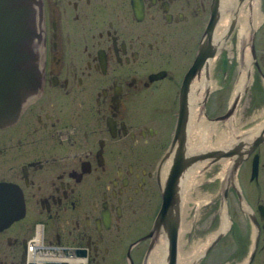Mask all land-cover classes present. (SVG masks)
<instances>
[{
	"label": "flooded vegetation",
	"instance_id": "af4514ba",
	"mask_svg": "<svg viewBox=\"0 0 264 264\" xmlns=\"http://www.w3.org/2000/svg\"><path fill=\"white\" fill-rule=\"evenodd\" d=\"M31 9L38 92L0 124V264H153L164 202L165 226L178 222L184 246L193 198L198 232L203 200L204 230L215 222L212 200L229 205L231 264H264V0H33ZM214 15L215 28L224 18L231 24L213 40L240 28L251 78L240 119L260 125L221 155L202 145L214 132L197 150L188 139L193 104L219 134L211 93L191 97L212 73L198 68L180 95ZM203 245L182 255L194 264Z\"/></svg>",
	"mask_w": 264,
	"mask_h": 264
},
{
	"label": "rangeland",
	"instance_id": "374dc122",
	"mask_svg": "<svg viewBox=\"0 0 264 264\" xmlns=\"http://www.w3.org/2000/svg\"><path fill=\"white\" fill-rule=\"evenodd\" d=\"M217 29L218 27L214 28L213 33H210V31L208 32V39H210L212 42L214 40H213V37L212 39L210 38L211 34L212 35L217 34ZM239 30L240 28H238L232 34L231 38L225 42V46L216 52V54L218 53V55L214 57L215 59L213 61L211 59L208 65H207L208 54H206V58H205V62H206L205 64L207 66L205 67L204 75L206 74L208 76V73H209L210 74L209 76H211V73H212V81L211 83L208 82L207 78L205 77L209 87L207 86V88L204 90L205 93L203 95V99L204 98L206 99L209 93H211L209 98L212 100V102L214 101V103H212L213 105L214 104L218 105V108H219L218 114H220L219 116H223L221 115V113L224 111L226 107L232 106L229 103L234 93L233 90H234L235 84L240 76V73L242 70L241 69L242 64L244 65L245 63V61L244 62L241 61V54L239 53L241 49V45H242L241 42L240 43L238 42L239 35H240ZM243 60H246V59H243ZM189 70L190 69H188L186 75L183 78L182 85L180 88V95H183V92L186 89V84H185L186 81L188 80L189 82L190 80ZM195 73L196 71H194V74ZM249 77H250V73H248L247 75L248 83H250L251 81V78ZM248 89H249V84L246 85L245 89L243 90L241 94L235 96L236 99L240 98L239 103H237V100L234 102L232 113L234 112L235 113L233 115L231 113L229 115L230 117L229 119L227 118L226 120L218 121L219 134L225 131L228 121L230 122V120L232 121L234 119L236 120L234 129L239 132V136L241 135V132H244L243 131L244 129H248L249 127L252 128L255 125H259V123L255 121L244 122L242 119H240L241 115L243 114L244 109L246 108L248 104H250V102L248 101L249 99ZM231 115L233 117H231ZM258 139H261V137H259ZM242 145H243V141L239 142L238 146L241 147ZM215 148H218V150H220L219 155H221L222 153L221 150H224L227 147H215ZM232 153L234 152L232 151ZM217 157L219 159L218 161H221V162L227 160V158H224L225 155L217 156ZM222 166H225V163H221L220 167ZM221 172L222 170H220V174ZM223 182H224V178H223ZM203 192L211 194V188L206 189L205 187H203ZM218 192H219L218 193V198H219L222 195L220 186H218ZM198 200L199 198H193L192 204L190 205V207L192 208V211L189 214L188 218L185 219L186 223L187 222L190 223L189 227L192 225V230L190 233V237L187 239V242L185 238H182L184 246H181V238L178 235V222L172 225L173 226L172 229L166 230V229H163L159 223H157V220H161V223L165 225V217L162 219H159L158 216L156 217L154 228H153L154 232L158 234L157 236L158 240H157L156 246L157 245L160 246V244L164 242L166 249H169L168 246L172 248L169 251H166V252L163 251V252H160V254L158 253L162 257L160 258L159 264H168V262L170 263L171 261L169 260V258L174 259L173 264H191L190 263L191 256L190 255L185 256L182 254L185 251H190V252L196 251L197 252L196 247H198L199 244H204V245L202 246V250H201L202 253L194 261V264H231V262L229 261V257L231 255H228L230 252V250L228 249V244L231 240H230L229 234H227V231H228L227 229L230 226V218H229V213L227 210V207L229 205L227 206L225 201L223 203V202H220V200L218 199L217 200L213 199L212 200L214 201L213 220L215 222L213 224V228H210L209 230H204L203 229L204 223L208 222L211 217L209 214L210 212L209 205L206 203L205 200H203L202 202L203 205L201 206V209H200V212H203V223H202L201 231L198 232L196 231V227H195L199 222L196 220V209H195V206L196 208L198 206ZM163 206L165 209V214H167L168 209H169L168 203L164 202ZM194 227H195V230H194ZM173 228H176L175 233H173L174 231ZM208 237H209V241L206 243V241L208 240ZM154 250L156 253V249Z\"/></svg>",
	"mask_w": 264,
	"mask_h": 264
},
{
	"label": "bare ground",
	"instance_id": "6f19581e",
	"mask_svg": "<svg viewBox=\"0 0 264 264\" xmlns=\"http://www.w3.org/2000/svg\"><path fill=\"white\" fill-rule=\"evenodd\" d=\"M32 3H33V0H25V2H23L22 3V5H24L25 6V8H27L28 7V9H29V11L28 12H30V23H29V15H28V12L24 9V7L22 6V8H21V5H20V9H16V11H15V15H16V17L15 16H12L11 17V15L9 14V18L8 19H10V21L8 22V25H10V27H11V25H12V31H11V34H10V31H6V30H2V34H3V36H4V39H8L9 37L13 40V42H12V44H10V46H9V49L7 50V51H9V56H8V58L10 57V54H13V52L15 51L16 53H21L20 52V50H15V49H17L18 48V45L21 47V48H24V50H25V52H27V50L26 49H28V51L30 52V54H32V52H31V49H29L30 47V42L36 37V32L34 31V29H33V26L31 25V23H32ZM35 3V2H34ZM37 3V2H36ZM139 5H140V3H139ZM142 7V6H141ZM227 13H229L230 14V16L228 17L229 19H233V17H234V14L236 13V11L232 14V16H231V10H228L227 11ZM38 17V16H37ZM220 17V15H218V16H216V15H214V16H212V19H211V21H210V26L208 27L209 28V31H210V33H213V30H214V28H215V25H216V22H217V20H218V18ZM225 20H223L220 24H219V26H218V29H217V34L216 35H220L223 31H224V29L226 28V27H230V24H231V22H228V19L227 18H224ZM16 23V24H15ZM31 25V30L32 31H30V40H29V43L27 44V43H23V41L21 42V37H20V44H19V42H18V44H14V38L17 36V32L15 31L16 29H15V27H17L18 25H21L22 27H23V33H26V25ZM21 26H19L18 28H17V30H19L20 29V27ZM241 26L244 28L245 26H244V20L242 21V23H241ZM241 27V28H242ZM229 30V29H228ZM228 30H227V32H228ZM230 30H231V28H230ZM209 31H205V35H204V38H203V40H202V42H201V45H200V47H199V49H200V51H202V52H204V54L205 55H201V53H199V54H196V56H198V59H197V62L195 63V65H196V70L199 68V70H200V68H202L201 69V71H203L204 72V70H205V67L209 64V62L211 61V59H212V61L215 59L214 57H216L217 55H218V53L216 54V52L217 51H219L220 49H222L224 46H225V42L227 41V39H228V34L230 33H228L227 34V36L226 37H224V39H219V40H217V41H211L210 39H208V32ZM241 32H242V30H241ZM40 37V36H39ZM212 37H213V35L211 34V39H212ZM32 43V42H31ZM21 44H23L22 46H21ZM245 45V44H244ZM28 46V47H27ZM42 46V45H41ZM39 48V47H38ZM1 49V48H0ZM206 54H208V60H207V65L205 64L206 62H205V58H206ZM209 54L211 55V56H209ZM33 55V54H32ZM39 56V58H40V55H38ZM9 61H10V59H9ZM245 61V60H244ZM243 61V62H244ZM3 62V61H2ZM1 62V63H2ZM13 62V61H12ZM34 64V66H35V79H36V88L31 92V93H33L36 89H37V87H38V83H39V81H38V75H37V71H36V65H35V63H33ZM204 64V65H203ZM20 65H21V63H17V61L15 62H13L12 63V65H11V69H13L15 72H17L18 70H19V68H20ZM247 62L245 61V63H244V65L242 64V67H241V73H240V76H239V78H238V80H237V82H236V84H235V87H234V90H233V95H232V97H231V100H230V104L232 105V103H234V101H235V96H237V95H239V94H241L242 92H243V90H244V88L246 87V84H247V82H248V78H247V75H248V73H250L249 72V69H247ZM192 77H194V74H191V75H189V79H191ZM190 81L191 80H189V82H188V84H187V88L190 86ZM203 82L201 83V85H200V87H197V82L196 83H194L193 84V92H192V99L193 100H196V98H198V97H200L201 95L203 96L204 95V93H205V89L207 88V86H208V83H207V80L205 79V77H204V79L202 80ZM209 87V86H208ZM186 88V89H187ZM37 91V90H36ZM38 92V91H37ZM31 93H29L28 94V96H26L25 97V99L27 98V97H29V95L31 94ZM34 94H35V92H34ZM32 95V94H31ZM30 95V96H31ZM205 97V96H204ZM25 99L22 101V103H24L25 102ZM205 99V98H204ZM27 104H28V102H27ZM193 104V103H192ZM22 105V104H21ZM238 106V105H237ZM186 108H187V106H186ZM197 108V107H196ZM201 108V107H200ZM192 109H193V112H192V117H191V121H192V130H191V132L189 133V136H188V139H189V141H192L193 143H192V147L190 148V150H197L198 148H199V141L198 140H200V141H202V140H205L208 136H210V134H212V132H214V134H215V136H214V142H207V141H204L203 142V147H204V149L205 148H215V147H229V146H232L233 144L234 145H236V146H238L239 145V142H241V141H244V140H247L248 139V137L247 136H244L243 135V133L241 132V135L239 136V132L237 131V130H235L234 129V125H235V119L234 120H230V122L228 121V123H227V125H226V127H228V131H229V133H227V132H225V131H223V132H221L220 134H217L216 135V132H215V126L214 125H212V124H209V123H205V121H203V119H197L196 117H197V114H196V109H195V104H193V107H192ZM199 109V108H198ZM22 110V109H21ZM184 111V110H183ZM229 112H231V111H229ZM184 113V112H183ZM235 113V112H234ZM234 113H232V115L234 114ZM263 113V112H262ZM18 114V113H17ZM231 115V117H233ZM229 116V115H228ZM16 117H17V115H16ZM200 117V116H199ZM258 117V116H257ZM201 118V117H200ZM228 118H230V117H228ZM259 118V117H258ZM14 119H15V115H13L12 116V113H9V115L8 116H6V118L4 119V121L3 122H0V124H7V123H10V122H13L14 121ZM216 122V121H215ZM187 124H188V120H187ZM259 126L260 125H256V126H253L252 127V129H250L249 131L250 132H253V130H255V129H259ZM179 128L181 129V127L179 126ZM250 128V127H249ZM262 130V129H261ZM259 131L258 133H257V138H259V137H261L262 136V131ZM219 132V131H218ZM252 133H250L249 135H251ZM178 136H179V138H181V136H182V139L183 140H186L187 139V135H186V129H185V131H184V134H183V128H182V132L180 133V130H179V132H178ZM201 145V144H200ZM237 149V148H236ZM233 152H234V150H232ZM237 151L235 150V152L234 153H236ZM234 155V154H233ZM225 158V157H224ZM194 179H193V177H192V181H193ZM192 181H190L189 183L191 184L192 183ZM188 183V185H187V191L189 190V188H190V184ZM195 185V184H194ZM9 186V185H8ZM4 187H7V186H4ZM180 189V188H179ZM178 192H179V190H178ZM16 194V193H15ZM5 197V196H4ZM12 199V198H11ZM190 200V197H189V194H187V201H189ZM223 203H224V201H223ZM223 208H224V206H223ZM19 213V212H18ZM165 215H167V214H165V209H164V206L162 207V209H161V212H160V214H159V216H158V218L159 219H162V218H164L165 217ZM13 216V215H12ZM15 217V216H14ZM22 217V216H21ZM167 217V216H166ZM1 222V221H0ZM4 223V222H3ZM6 223V222H5ZM157 223H159L160 225H161V227L163 228V229H168V230H170V229H172V227L173 226H171V228L169 227H167V226H165L163 223H161V220H157ZM156 223V224H157ZM1 225V224H0ZM39 236V235H38ZM31 242L32 243H34V245H30V246H36V244L38 243V239H37V237H33L32 238V240H31ZM34 248V247H33ZM168 248L169 249H166V246H165V243L163 242V243H161L160 244V246H155V249H156V261L154 260V264H159V262H160V258H162L159 254H160V252H166V251H169L170 249H172L171 247H169L168 246ZM35 250H37V249H35ZM35 250L34 251H32L30 254L31 255H34L36 252H35ZM159 253V254H158ZM172 256V255H171ZM163 260V259H162Z\"/></svg>",
	"mask_w": 264,
	"mask_h": 264
},
{
	"label": "water",
	"instance_id": "95a60500",
	"mask_svg": "<svg viewBox=\"0 0 264 264\" xmlns=\"http://www.w3.org/2000/svg\"><path fill=\"white\" fill-rule=\"evenodd\" d=\"M27 1V0H26ZM25 2V0H0V122H3L6 116L9 115V113H12V116L16 115L21 107L22 101L25 99L26 96H28L29 93H31L36 88V79H35V66L33 62V56L30 54V52L27 50L25 52L24 48H21L18 45V48L15 49L20 50L21 53L13 52V54L7 53V50L9 49L10 44H12L13 40L9 37L7 40L4 39L3 34L1 33L2 30L6 31H12V25H8L7 19L9 18L8 10L11 11V17H16V9H20L22 6L24 9L28 12V7L25 8L22 3ZM29 15V23H30V12H28ZM21 26L18 25L15 27V31L17 32V36L14 38V44H20V37L21 42L23 43H29L30 40V31L31 25H26V33H23V27L21 26L19 30L17 28ZM209 25L206 27V31H209ZM230 30H228L227 33H229ZM23 44H21L22 46ZM28 47V46H27ZM30 49V48H29ZM201 53V55H205L204 52L200 51L198 49L197 54ZM209 56H211L209 54ZM10 59V61H9ZM198 56H196L195 61L193 65L191 66L189 70V75L194 74V71H196V65ZM3 61V62H2ZM17 61V63H21L20 68L17 72H15L13 69H11L12 63ZM2 62V63H1ZM206 75V74H205ZM236 100V99H235ZM235 102V101H234ZM234 107V103H232V106L229 107L227 112L218 118L215 119V121H223L226 120L232 113ZM231 111V112H229ZM173 233L176 232V228H173ZM170 263L173 264L174 259H170Z\"/></svg>",
	"mask_w": 264,
	"mask_h": 264
}]
</instances>
